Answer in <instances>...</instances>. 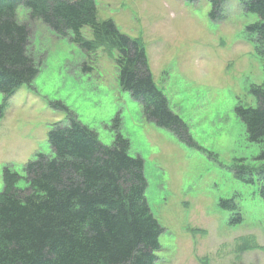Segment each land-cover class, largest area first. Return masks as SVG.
<instances>
[{"label": "rangeland", "instance_id": "1", "mask_svg": "<svg viewBox=\"0 0 264 264\" xmlns=\"http://www.w3.org/2000/svg\"><path fill=\"white\" fill-rule=\"evenodd\" d=\"M96 8L99 20L112 19L143 44L157 88L195 146L149 121L122 90L114 49L84 51L19 5L38 75L8 98L0 94V191L3 168L21 174L36 152L49 150L47 134L56 125L75 117L110 143L117 118L130 154L144 160L146 197L163 228L155 264H264L262 183L256 174L253 182L236 176L240 165H261L259 146L235 113L239 104L255 105L250 86L264 78V56L245 32L256 15L237 0L225 3L219 21L210 18L207 0H96ZM82 33L92 38L89 28ZM235 216L240 221L231 223Z\"/></svg>", "mask_w": 264, "mask_h": 264}, {"label": "trees", "instance_id": "2", "mask_svg": "<svg viewBox=\"0 0 264 264\" xmlns=\"http://www.w3.org/2000/svg\"><path fill=\"white\" fill-rule=\"evenodd\" d=\"M190 3L198 0H187ZM209 16L223 19L228 0H207ZM257 20L245 27L255 50L264 56V0H237ZM24 6L80 49H114L118 83L136 100L144 116L180 141L195 146L187 124L157 88L143 44L122 33L112 19L97 18L96 0H0V94L14 95L31 86L38 67L28 53L30 28L17 20ZM89 28L92 38L82 33ZM264 74V69H263ZM256 102L237 105L235 113L249 142L259 146L258 168L236 167V176H258L264 199V78L250 86ZM113 139L102 142L96 131L75 117L47 134V152L38 151L19 174L4 167L0 191V264H155L163 228L152 213L146 191L144 160L130 154V141L116 118ZM24 181V186L18 182ZM221 206L239 213L235 203ZM235 216L231 223L240 221Z\"/></svg>", "mask_w": 264, "mask_h": 264}]
</instances>
